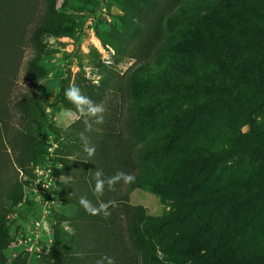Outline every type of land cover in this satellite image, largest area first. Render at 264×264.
<instances>
[{
	"label": "rangeland",
	"instance_id": "1",
	"mask_svg": "<svg viewBox=\"0 0 264 264\" xmlns=\"http://www.w3.org/2000/svg\"><path fill=\"white\" fill-rule=\"evenodd\" d=\"M4 1H9L8 10L16 13L28 0L0 3ZM29 1L40 13L43 11L44 0ZM241 1L185 2V12L172 22L168 15L174 11L157 8L155 11L161 15L158 46L169 44L168 50L162 51L144 47L140 38H131L122 26L124 15L137 17L131 9L140 6L139 0H60L57 10L68 18V25L63 35L45 40L41 62L44 75L35 80L26 75L27 65L36 54L29 43L31 26L27 25L12 83L5 87L11 88L8 112L13 130L23 122L16 103L24 94L36 97L29 118L46 125L36 137L46 146L44 156L52 154L62 184L70 181L78 186L88 177L92 156L83 149L81 133L91 144L94 134L108 133L110 126L121 124L120 132L128 140L124 128L128 115L134 111L139 121H145L142 133L151 144L147 158L153 164L140 168L153 182H160L165 178L163 168H168L165 157L173 155L172 176L181 186L164 191L153 184L135 190L127 201L148 222L161 225L160 240L162 237L172 244L171 249L152 248L148 259L154 264H229L223 253L225 240L246 258L264 254V203L252 216L234 210L229 228L227 224V230L220 235L196 231L203 216H207L205 222L210 227L213 222L218 224L217 220L227 219L223 213L210 214L206 205L210 192L222 182H238L264 191V89L254 88V83L245 78L239 81L235 75L237 68L264 69V44L259 39V29L257 34L239 29ZM247 2L252 7L245 19L251 28L264 29V11L260 7L264 0ZM147 33V27L142 25V36ZM148 62L151 68L142 73V80L137 79L135 70ZM132 78L137 88L129 86ZM73 84L106 109L103 123L89 121L91 131H85L84 118L65 98V89ZM229 92L244 100L247 107L234 103ZM69 136L72 138L67 139ZM141 144L136 143V148ZM168 144L170 150L163 151ZM0 152V205H4V197L26 177L6 140ZM66 164L71 177L64 174ZM58 204L57 213L71 220L63 223L64 230L72 233L73 221L83 208L79 203ZM117 213L124 218V214ZM6 254L11 260L10 251ZM33 260L46 264L43 258Z\"/></svg>",
	"mask_w": 264,
	"mask_h": 264
},
{
	"label": "trees",
	"instance_id": "2",
	"mask_svg": "<svg viewBox=\"0 0 264 264\" xmlns=\"http://www.w3.org/2000/svg\"><path fill=\"white\" fill-rule=\"evenodd\" d=\"M59 1L44 0L41 13L37 10V7L31 5L29 0L23 6H20L16 13L8 10L9 1L0 3V146L3 140L7 141L16 157L19 169L23 171L26 177L23 183L16 185L10 195L4 197V205H0V264H28L30 260L27 255H20L18 258L11 260L7 257L6 252L10 251L9 244L11 242V231L7 224V216L18 210L17 206L23 199L25 187L30 184L29 180L34 177L33 166L42 163L46 153V146L42 140L36 137V133H40L46 125L41 121L29 118L30 107L36 97L34 94L32 96L31 94H24L16 103L17 111L23 117V122L21 127L19 125L18 129L13 130L8 112V93H10L11 88L5 87L12 83V73L17 66L16 60L20 56L18 53L27 25L31 26L29 43L33 46L36 54L27 65L26 75L34 80L44 75L41 62L45 54V40L53 35H63L62 31H65L63 29L68 25V18L57 10ZM139 1L140 6L131 9L137 17L132 18L129 13L126 16L124 15L121 18L122 26L129 31L131 38H140L144 47L167 51L169 44L166 47L158 46L160 40L158 24L161 15L159 11L155 10L159 8L160 10L174 11V13L170 12L168 19L170 22L176 21V18L185 12L184 3L194 0ZM247 3V0H242L240 3V6L243 7L238 10V18H242L238 19L237 22L238 26L241 27L239 29L254 34H257V29H259V39L264 44V29L262 26L251 28L252 24L245 19L247 17L246 13L252 7ZM260 7L264 11V6L261 5ZM128 9L127 7L126 11ZM175 11L177 12L175 13ZM261 16L264 18V13ZM142 25L147 27L148 32L144 36L141 34ZM243 45L248 46L249 44L245 43ZM139 51L145 52L144 49H139ZM150 68V62L144 64L135 70V77L142 80V73ZM235 75L239 81L244 82L245 78L246 82L254 83V88L264 89V69L260 66L258 70L237 68ZM248 75L253 78H248ZM129 86L138 87L133 78L130 80ZM229 94L238 106L247 107L244 100L234 97L231 92ZM69 104L72 103L69 102ZM74 108L75 106H73ZM144 122L137 119L134 111L128 115L124 123L128 140H125L120 132L121 124L114 127L108 124L110 126V129H107L108 133H98L91 137V145L95 144L96 151L94 156L90 158V168L86 172L88 177L83 181V184L74 186L70 181L62 184L58 180L56 194L59 201L66 205H73V203H79L81 196H86L94 206H98L97 198L92 191L95 186L94 172L96 169H103L105 179L113 176L117 171L131 173L135 176V181L131 184L117 183L115 186L116 191H109L107 185H105L104 194L100 197V200L105 203L109 200H115L118 204V207H109L108 211L111 215L107 218L102 213L96 216L89 215L79 204L83 210L79 213L80 216L73 221V232L67 233L64 230L63 223L71 222V220L57 213V210L55 212L56 225L54 226L53 250L48 256L43 257L46 264H96L98 260L102 261V264H108L107 258L113 259L114 264H154L153 261L149 262L148 259L152 248L160 246L161 249L167 247L171 249L172 244L166 243L165 238L161 237L160 240L158 231L161 225L157 226L148 222V219L140 213L139 209L127 205L130 194L137 189H143L147 186L153 187V184H157V187L164 191L169 188L174 189V187H177L179 189L181 187L178 186L177 177L172 176L173 155L165 157L168 168H163L165 178L160 182H153L144 169L140 168L142 165L150 164L151 166L153 164V161L147 158L151 155V144H147L149 141L142 133L146 125ZM71 138V136L67 137V139ZM138 142H143V144L136 148ZM173 144L172 150L174 149ZM165 149L170 150V145L163 147V151ZM59 161L68 162V160ZM69 168L70 166L66 164L64 174L71 177V174L68 173ZM55 173L59 177L58 171L55 170ZM260 203H264V191L261 189L244 186L238 182H222L210 192L206 205L210 214L219 215L223 213L227 216V219L217 220L218 224L213 222L210 227L205 222L207 216H203L197 225L196 231H205L212 236L220 235L222 231L227 230V224L229 228L230 219L233 214H236L235 212L252 216L259 212L257 207ZM117 211L124 214V218L117 215ZM222 246L225 247L224 258L229 264L247 263L248 261L253 264H264L263 253L252 254L246 258L230 241L225 240ZM201 249L202 251L206 250L205 248Z\"/></svg>",
	"mask_w": 264,
	"mask_h": 264
},
{
	"label": "built area",
	"instance_id": "3",
	"mask_svg": "<svg viewBox=\"0 0 264 264\" xmlns=\"http://www.w3.org/2000/svg\"><path fill=\"white\" fill-rule=\"evenodd\" d=\"M33 175L30 184L25 187L18 210L7 216L11 231V259L20 255H27L29 259L43 258L53 250L59 177L55 173L52 154L33 166Z\"/></svg>",
	"mask_w": 264,
	"mask_h": 264
},
{
	"label": "clouds",
	"instance_id": "4",
	"mask_svg": "<svg viewBox=\"0 0 264 264\" xmlns=\"http://www.w3.org/2000/svg\"><path fill=\"white\" fill-rule=\"evenodd\" d=\"M65 98L72 103L81 117L84 118L86 125L85 131L92 130V124L89 122L94 119L96 124L103 123V113L105 108L103 104H97L92 101L89 97L82 94L80 88L76 85H70L64 92ZM81 140L83 142V149L88 154L89 157L95 154V146L88 142L87 137L84 133L80 134ZM95 186L92 189L93 195L97 198L98 206H94L86 196H81L79 198V204L84 208V210L92 216L100 215L101 213L105 218L111 215L108 211L109 207H118L115 200H109L108 202H103L100 197L104 194L105 185L109 191H116V184L123 182L124 185L131 184L135 181V176L131 173H125L123 171H117L113 176L104 178L103 169H96L94 172ZM79 255V253H77ZM108 259V264H114V260ZM96 264H102V261H97Z\"/></svg>",
	"mask_w": 264,
	"mask_h": 264
},
{
	"label": "crops",
	"instance_id": "5",
	"mask_svg": "<svg viewBox=\"0 0 264 264\" xmlns=\"http://www.w3.org/2000/svg\"><path fill=\"white\" fill-rule=\"evenodd\" d=\"M28 264H39V262L34 261L33 258L28 261Z\"/></svg>",
	"mask_w": 264,
	"mask_h": 264
}]
</instances>
